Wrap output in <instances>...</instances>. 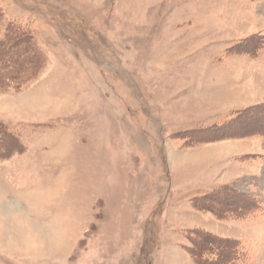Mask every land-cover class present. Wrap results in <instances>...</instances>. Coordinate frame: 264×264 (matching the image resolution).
I'll list each match as a JSON object with an SVG mask.
<instances>
[{
	"label": "rangeland",
	"instance_id": "1",
	"mask_svg": "<svg viewBox=\"0 0 264 264\" xmlns=\"http://www.w3.org/2000/svg\"><path fill=\"white\" fill-rule=\"evenodd\" d=\"M0 264H264V0H0Z\"/></svg>",
	"mask_w": 264,
	"mask_h": 264
},
{
	"label": "trees",
	"instance_id": "2",
	"mask_svg": "<svg viewBox=\"0 0 264 264\" xmlns=\"http://www.w3.org/2000/svg\"><path fill=\"white\" fill-rule=\"evenodd\" d=\"M208 195H204L203 198L207 197Z\"/></svg>",
	"mask_w": 264,
	"mask_h": 264
}]
</instances>
